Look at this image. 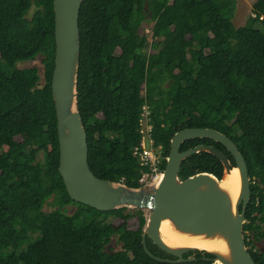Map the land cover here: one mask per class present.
<instances>
[{"label":"trees","instance_id":"16d2710c","mask_svg":"<svg viewBox=\"0 0 264 264\" xmlns=\"http://www.w3.org/2000/svg\"><path fill=\"white\" fill-rule=\"evenodd\" d=\"M234 8L235 0H82L77 105L90 170L129 187L141 186L147 172L133 154L144 102L154 144L162 147L161 169L180 129L208 127L228 136L250 177L245 243L255 263L264 264V250L254 244L264 239V0H255L237 27ZM145 22L150 34L141 32ZM39 55L42 84L36 66H17ZM54 55L53 0H0V264H211L205 258L212 255L197 250L183 254H193L190 261L154 260L141 242L143 210L101 211L69 197L58 172ZM198 144L235 164L210 138L187 139L180 150ZM203 171L220 179L223 164L200 151L182 160L178 176ZM132 218L137 224L129 228ZM114 235L118 250L107 246ZM146 246L176 258L148 237Z\"/></svg>","mask_w":264,"mask_h":264},{"label":"water","instance_id":"95a60500","mask_svg":"<svg viewBox=\"0 0 264 264\" xmlns=\"http://www.w3.org/2000/svg\"><path fill=\"white\" fill-rule=\"evenodd\" d=\"M82 0H53L55 55L51 76V92L56 113L59 146L58 172L69 197L97 210L120 207L145 211L141 242L144 251L154 260L178 263L194 259L184 253L203 251L214 264H256L248 251L243 223L250 199V177L244 157L234 142L214 128L187 127L176 131L170 139V149L159 179L153 184L134 188L122 181L96 177L88 165L87 135L77 105V74L80 57L79 10ZM210 138L220 142L232 155L235 164L218 148L198 144L180 150L182 142L191 138ZM207 151L223 164L222 177L210 172H198L180 179L182 160L193 153ZM233 168L239 173V192L235 200L220 186L224 175ZM163 220L183 234L221 240L226 252L195 246L167 244L160 234ZM167 254L176 258L153 255L146 238Z\"/></svg>","mask_w":264,"mask_h":264},{"label":"built area","instance_id":"2783aa9c","mask_svg":"<svg viewBox=\"0 0 264 264\" xmlns=\"http://www.w3.org/2000/svg\"><path fill=\"white\" fill-rule=\"evenodd\" d=\"M142 94H144V91H142ZM150 113L151 110L149 105L144 102L138 117L142 136L139 144L133 149V154L136 156L139 165L147 168V172L143 173L141 178L143 184L155 183L159 179L162 172V169L160 168V164L163 159L162 147L161 145L154 144L151 135L153 125ZM146 140L148 141L149 146H147ZM144 181H146V183Z\"/></svg>","mask_w":264,"mask_h":264},{"label":"bare ground","instance_id":"6f19581e","mask_svg":"<svg viewBox=\"0 0 264 264\" xmlns=\"http://www.w3.org/2000/svg\"><path fill=\"white\" fill-rule=\"evenodd\" d=\"M239 179L238 169L233 168L224 175L220 182V186L230 193L233 200L236 199L239 192ZM160 234L167 244L173 246L188 245L220 252L227 250L225 243L221 240H208L202 236H191L176 231L169 220L161 222Z\"/></svg>","mask_w":264,"mask_h":264},{"label":"rangeland","instance_id":"374dc122","mask_svg":"<svg viewBox=\"0 0 264 264\" xmlns=\"http://www.w3.org/2000/svg\"><path fill=\"white\" fill-rule=\"evenodd\" d=\"M255 0H235V8L233 11V16H232V26H240L242 25L246 19L252 15V4L254 3ZM33 7L30 9L29 11V16H31L32 12H33ZM264 19V18H263ZM150 30H151V26L149 23L145 22L142 24L141 27V32L143 33H147L150 34ZM164 47H166V45H164ZM151 51V49H149ZM147 50V52L149 51ZM153 50V49H152ZM18 67H30V66H36L39 70V75H40V80L38 84H42L43 83V66L41 63V56H37L34 60H27V61H22V62H18L17 63ZM144 91V90H142ZM147 146H149L148 141L146 140ZM146 183V181H144ZM44 209L46 211L50 210L51 207L49 206H45ZM75 210V207H69L68 212L72 213ZM144 215H145V211ZM114 224L117 225L119 223V221H115L113 220ZM137 224V220L136 218H132L129 220L128 222V227L129 228H134L135 225ZM251 234V233H249ZM254 244L257 248H260L262 250H264V239L260 240V241H254ZM109 247H111L112 250H118L121 247V243L117 242V236L114 235L111 237V241L110 243L107 245Z\"/></svg>","mask_w":264,"mask_h":264}]
</instances>
